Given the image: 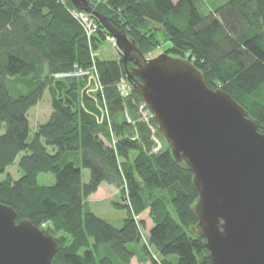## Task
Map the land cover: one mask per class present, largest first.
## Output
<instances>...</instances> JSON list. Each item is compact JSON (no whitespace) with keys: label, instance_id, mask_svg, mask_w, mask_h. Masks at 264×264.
<instances>
[{"label":"trees","instance_id":"16d2710c","mask_svg":"<svg viewBox=\"0 0 264 264\" xmlns=\"http://www.w3.org/2000/svg\"><path fill=\"white\" fill-rule=\"evenodd\" d=\"M88 1L145 55L170 42L165 52L193 62L264 132V0ZM74 8L71 0H0V175L20 154L23 173L0 181V202L17 211V222L30 219L54 236L52 264H131L137 255L149 264H214L195 231L193 171L175 159L153 118L162 143L155 151L139 120L143 99L131 83L127 96L118 88L123 61L94 54L110 33L93 17L99 28L89 36ZM78 72L96 73L103 90L90 91L94 81ZM47 90L52 113L29 140V112ZM40 173L56 182L40 184ZM103 183L123 197L121 227L90 206Z\"/></svg>","mask_w":264,"mask_h":264},{"label":"water","instance_id":"95a60500","mask_svg":"<svg viewBox=\"0 0 264 264\" xmlns=\"http://www.w3.org/2000/svg\"><path fill=\"white\" fill-rule=\"evenodd\" d=\"M112 33L128 81L179 162L193 171L195 231L214 264H264V132L230 93L210 88L189 59L147 57L88 0H71ZM131 61H135L132 63ZM59 243L0 202V264H52Z\"/></svg>","mask_w":264,"mask_h":264},{"label":"rangeland","instance_id":"374dc122","mask_svg":"<svg viewBox=\"0 0 264 264\" xmlns=\"http://www.w3.org/2000/svg\"><path fill=\"white\" fill-rule=\"evenodd\" d=\"M173 1L177 2L179 0H173ZM211 1L221 2L223 0H211ZM160 34L162 33L160 32ZM170 45H171L170 42H165L163 40L162 45L157 49V51L154 54L157 55L161 52H164L166 48H168ZM94 54L95 56H98L101 59H121V54L119 52L117 45L114 42L109 41L108 39L104 40V43L100 46L98 50L94 51ZM154 54H148L146 56L149 57V56H153ZM91 90H96L95 84L94 86H92ZM51 113H52L51 97L49 91L47 90L41 101L36 106L32 107L29 112V118L31 124V134L29 140L33 138L36 126L39 123H45L49 119ZM49 148L52 151V147ZM21 157L22 154L18 156L16 162L13 165L7 168L5 173L0 175V181L4 180L9 175L13 179H19L23 175L22 171L18 166ZM82 171H83L84 182H88L91 177L90 170L88 168H83ZM38 181L42 185H52L56 182V178L53 173H40L38 175ZM89 201L92 210L96 214L103 217L104 219H107L117 227H121L123 225V220L124 218L127 217V209L120 208L117 206L118 203L123 202V197L120 193V190L116 186L103 183L99 191L93 194ZM143 216L148 218L146 213H144ZM144 231L146 230L144 229ZM144 234L146 235L147 233ZM143 260L144 259L141 258L140 255L139 256L137 255L133 257V259L131 260V264H149V262Z\"/></svg>","mask_w":264,"mask_h":264},{"label":"built area","instance_id":"2783aa9c","mask_svg":"<svg viewBox=\"0 0 264 264\" xmlns=\"http://www.w3.org/2000/svg\"><path fill=\"white\" fill-rule=\"evenodd\" d=\"M64 1V0H63ZM72 15L81 23V25L85 28L87 34L91 36L92 34H95L97 32V29L99 28V24L94 20L93 16L89 14L86 11L80 10V9H71ZM107 39L109 41L114 42L117 45L116 38L110 33V35L107 36ZM154 56V55H153ZM152 57V56H149ZM77 75H89V72H78ZM63 76V75H60ZM90 81H94L96 85V90H103V85L99 80L98 75L95 74H90L89 75ZM118 88L120 89L121 93L124 96H127L131 92V85L130 82L126 77H123L120 79L118 82ZM96 90H91L90 91H96ZM139 114V120L146 123L149 128L152 131L153 134V139L156 143L155 146V151H158L162 147V143L160 139L157 137V128L153 125L152 119L155 118L153 112L151 109L148 107V105L143 101L142 104L139 106L138 110ZM128 120L131 122L130 116L127 114Z\"/></svg>","mask_w":264,"mask_h":264},{"label":"flooded vegetation","instance_id":"af4514ba","mask_svg":"<svg viewBox=\"0 0 264 264\" xmlns=\"http://www.w3.org/2000/svg\"><path fill=\"white\" fill-rule=\"evenodd\" d=\"M135 61H132V63H134Z\"/></svg>","mask_w":264,"mask_h":264}]
</instances>
